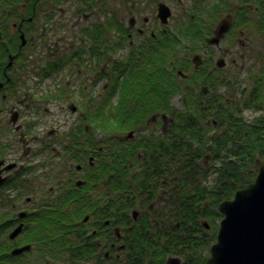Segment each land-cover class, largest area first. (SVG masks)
<instances>
[{"label": "flooded vegetation", "instance_id": "af4514ba", "mask_svg": "<svg viewBox=\"0 0 264 264\" xmlns=\"http://www.w3.org/2000/svg\"><path fill=\"white\" fill-rule=\"evenodd\" d=\"M50 1L57 3L63 0H0V44L2 49L7 51L8 58L7 62H0V78L4 79L0 80V83H5L0 88V179L4 180L0 184V194L8 196V200L13 199V201H0V264H21L20 259L26 257L34 247L30 239L31 234L36 231L35 223L45 217L44 213L50 211V206L55 201L71 205L74 202L82 203L79 211L90 209L93 206L94 213L86 214L87 219L81 221L82 225H86L84 229L87 231V236L92 235L97 242L93 246L80 245L78 247L83 251L84 257L88 256L89 261H84L85 264H187L188 258L190 262L193 261L197 257L196 254L201 256L197 250V243L190 246L179 241L171 248L167 246L171 238L180 237L181 234L180 201L174 197L171 199L175 194H180V188L177 189L180 185L176 172L178 169L171 167L168 170L163 165L164 161L159 160L170 148L173 147L174 151L178 150L179 128L174 124V118L168 117L165 113H161V115L156 113L148 117L145 123L147 128L139 127L140 132L144 131L146 135L141 141H134L137 142L135 146L128 145V142L135 140V130L130 131V134L123 138L127 145L123 151L127 153L126 156L134 158V154H136L147 166L141 173V181H137L134 186V183L128 178L129 181L124 184L125 190L119 192L117 161H123L118 158L122 149L117 146V142L122 138L119 134H112L113 129L109 134L108 144L100 146L97 154L93 145L87 150L84 149L86 142L82 137V122L80 123V120H78L74 131L66 135H60L61 128L59 127L51 130L47 137L35 133L33 127L29 128L30 118L27 119L25 107L34 105L37 101H34L33 96L29 93L22 98L19 96V92L22 93L23 89L20 85L18 64L23 65L22 61L25 63L27 60L25 54L20 56V52L26 47L27 39L29 43L35 38V34L33 35L30 30L31 27L36 29L38 23L41 25L47 19L49 21V17L54 18L53 12L50 11L54 7L50 6ZM165 1L166 3L164 0H131L128 10L118 19V14L116 15L113 10L115 8L113 1L110 0V33L115 36L117 29L125 33V37L129 39L128 47L130 48L134 43L133 37L140 35L146 43L145 47L148 48L143 50L144 53H152L153 47L148 44L154 40L160 45H165L164 41L167 39L176 40L175 42L181 45L183 39L180 30H184L186 35L187 31L193 29H205L208 32L201 33L199 36L200 39H205L204 44L191 57L194 59V56L199 54L201 65L198 72L201 73L207 68L216 71L214 67L212 68V63L207 62L208 60L212 62V57L214 58L216 53L214 46H211L208 40L215 34L222 20L231 18L232 26L229 30L238 27L241 34L244 32V36L250 34L249 29L259 30L264 27V0H237L234 5L230 4L232 0ZM47 3H49L48 6ZM175 8L181 11L180 17L183 16V21L180 17L176 18ZM160 9L169 12L166 20H164ZM61 11L62 9L59 12L61 13ZM63 11L65 12L64 9ZM5 12L9 19L14 15L19 18L12 23L13 31L9 38L10 44H7L3 39L5 36L3 27L6 28L9 24L8 19L4 16ZM67 12L69 11L66 10L65 13ZM43 13H46L45 17L41 15ZM128 13H130L129 22L125 24ZM74 17L80 22V13H76ZM83 17L87 18L88 14H84ZM38 18L41 21L37 23ZM123 24L126 27H123ZM23 26L24 29L25 26H28L25 32H29V38L21 47V44H17V40L15 42L13 40L16 38L17 32L20 35V32L23 31ZM229 30L216 46L218 50H222V44L226 39L228 40ZM252 35L257 38L256 33H252ZM194 37L197 38V34ZM185 40L190 41V38ZM191 42L194 43V41ZM167 46L170 48V45ZM176 50L179 52V48ZM74 56L79 57V55ZM220 58L219 55L217 60ZM15 60H18L17 65ZM193 69L196 68L193 66ZM193 74L196 78L198 77L195 73ZM205 77L207 75H203V78ZM11 99L17 100L19 104L7 107L5 103ZM71 105L73 111H76L77 108L74 104ZM143 121L144 119H140V122ZM173 124L174 128L171 129ZM148 130L151 131L149 134ZM171 130L174 131L173 135ZM96 135L100 136V134L95 132L93 134L95 138L93 144L97 146L100 137ZM138 147L145 152H141ZM133 167V163H125L119 170L121 173H130L134 172L132 171ZM137 170L141 171L136 168ZM148 173L149 176H147ZM200 185L204 186L202 183ZM11 190L13 192L7 195ZM24 190L31 192L24 199L27 203L43 202L37 203L36 207L30 209H20L21 207L19 208L18 205L23 199ZM37 191L40 192V195L35 194ZM134 192H137L138 195L136 196ZM118 194H121L126 203L132 206L125 213V222L122 226L117 225L116 219ZM8 205L13 206L11 211L6 209ZM138 207H140L139 210ZM106 212L110 218L102 221L105 227L99 230L101 218ZM222 218L216 220L218 225L216 235ZM203 222L204 220L201 225L205 227ZM20 225H23L21 232L12 238L11 233ZM209 225L210 228H206L204 231L201 228L199 231L195 230L193 237L199 239L198 243L200 244L211 242L209 245V249H211L213 245L211 229L214 230V227ZM43 244L49 249V252L52 251L51 242L45 239ZM28 245L30 246L29 250L13 254L14 250ZM55 250L53 252L56 254L61 252L66 254L69 253L70 248L56 247ZM90 250L91 252H89ZM43 251L46 250L43 248ZM4 254H8V257L5 258ZM209 257L210 255L201 256V260L206 258L207 261ZM14 260L19 261L14 262ZM66 263L71 264L70 261H66Z\"/></svg>", "mask_w": 264, "mask_h": 264}, {"label": "rangeland", "instance_id": "374dc122", "mask_svg": "<svg viewBox=\"0 0 264 264\" xmlns=\"http://www.w3.org/2000/svg\"><path fill=\"white\" fill-rule=\"evenodd\" d=\"M112 1L115 7L113 9L114 13L116 15L118 14V19L131 5V0ZM236 1L237 0H232L230 4L234 5ZM164 2L166 3L165 0ZM46 5L48 6L49 3ZM50 6L54 7L50 9V11L53 12L54 18L49 17L50 20L48 21L47 19L41 25L38 23L41 21L38 18L37 28L31 27L32 29H30L33 35L35 34V38H33L31 42L28 43L27 39L29 38V32H25L28 26H25V29L23 26V31L20 32V35L17 32L16 38L13 40L14 42L17 40V44H21V47H23L25 43L23 44L22 35L25 40L27 39L28 45L26 44V47L20 52V54H25L27 60L23 65L20 63L18 64L21 79L20 85L23 89L22 93L19 92V96L22 98L29 93V95L33 96V100L37 101L36 104L25 107V110L27 119L30 118L29 128L30 126L33 127L35 133H39L45 137L48 136L51 130L58 129V127L61 128L60 135L73 132L77 127L78 120H80V123L85 122V118H88L91 112L94 113L100 105H106L108 100L112 105H133L132 102L129 101L128 96L125 97L122 95V89L124 84L130 82L134 74L151 73L152 75H156L158 74L156 72H159L161 75L167 77V79L162 81V84L164 85L165 81L170 83L173 86V90L171 94L163 98L164 102L162 100H154V91L149 90L146 92L142 104L148 107L147 104L154 100L152 104L157 110L150 112V117L156 113H160V115L161 113H165L168 117L175 119L174 124L177 125L179 129V124L181 122L179 116L187 111L190 112L193 110L197 102L204 101L202 97L207 96L211 98L212 96L214 97L221 94V96H232V98H236L237 101H242V92L245 89L248 91L251 88L254 77L261 73L264 76V27L259 30L253 28L249 29L248 32L250 34H246L245 36L244 32L242 34L239 32L240 28H232L229 30L228 40L226 39L225 43H223L224 45L222 44L221 46L222 50H218L216 45L209 43L211 46H214L216 53L214 58L212 57V62H210V60L207 62L212 63V68L214 67L216 71L207 68L204 72L200 73L198 71L200 70L199 67L201 63L196 66L194 59L191 57L193 53L198 51L200 46L204 44L205 39H200L199 36L201 33L208 32L205 29H196L198 32L200 30L199 33H196L197 38L194 37V29L187 31L189 36L185 35L184 30H180L181 36H184L185 39L190 38V41L183 40V46L177 44L175 42L176 40L167 39L168 42L167 40L164 41L165 45H160L154 40L151 44H148V46L153 47V53H144L143 50H147L148 48L145 47L146 43L140 35H135L133 37L134 43L130 48L128 47L129 39L125 37V33H122L119 29H117L115 36L110 33V0H83V2L82 0H63L57 3L51 2ZM60 9H62L61 13L59 12ZM63 9L65 12L66 10L69 12L65 13ZM76 13H80L81 15L80 22L74 17ZM45 14L46 13H43L41 15L45 17ZM84 14H88V17H83ZM180 14L181 11L175 8L177 19L180 17ZM6 15L7 13L5 12L4 16L6 17ZM129 15L130 13H128L125 18V24L129 22ZM6 19H8L9 24H7L6 28L3 27V33L5 32L3 39L7 44H10L9 38L13 31L12 23L19 18L17 15H14L10 19L7 17ZM180 19L183 21V16H181ZM122 26L126 27L124 24ZM6 32H8V35H6ZM252 33H256L257 38L253 36ZM191 41H194V43ZM167 45H170V48ZM176 48H179V52ZM0 49L3 53H6L5 50L2 49L1 44ZM218 54L221 56L220 59H223L225 62L223 66H219L218 64L220 60H217ZM74 55H79V57H75ZM165 57L166 59L164 61ZM152 58H155L157 61L152 60ZM7 60L6 53L5 61L7 62ZM16 62L18 63V60H15V63ZM23 62L24 61H22V63ZM193 66L196 69H193ZM193 73L198 77L196 78ZM203 75H207V77L203 78ZM172 77L175 78V85H173ZM187 77H189V80H187ZM193 77L195 78L194 84ZM219 81L225 85L219 86ZM143 84L151 86L147 79L144 80ZM61 90L66 92L65 97L55 100L48 99L50 101L41 100L49 95L58 94ZM23 100L30 101L27 99ZM5 104H7L8 107L11 105H18L19 103L17 100L11 99ZM71 104H74L77 108L76 111H73ZM159 104H161V106H158ZM206 107L207 106H205V108ZM240 109L245 122L248 124L255 121L256 117L264 115V109L262 111H257L253 108H243V105H240ZM86 111L87 115L85 116ZM148 117L140 118L144 119V121H139L135 125L112 130V134H119L122 138L117 142V146L122 149L118 156L121 161H126L129 158L126 156L127 153L123 152L125 146H127L123 138H126L130 134V131L135 130V140L128 142V145L135 146L137 142L134 141H141L144 139L146 133L144 131L140 132L139 127L142 126V128H147L145 123ZM212 120L213 119H210L209 121L211 122ZM128 122H130V118H126L125 121L119 123L128 125ZM159 123L161 124V121H159ZM205 125L207 128L211 126L210 123H206ZM203 128L206 129L205 127ZM224 130L225 126L219 125L216 122L213 125L211 134L220 136ZM150 132L151 131L148 130V134ZM91 133L93 135L94 131ZM99 134L100 136L96 135L100 137L97 146L93 144L95 140L94 137L86 141V148H91L93 145L97 154L99 153V147L108 144L107 140L109 139L108 134H105L106 136L101 133ZM109 134H111V132ZM37 147H39V144H37ZM138 149L141 152H145V150L142 151V148L138 147ZM208 155L209 156H206L207 158H204L202 166L212 169L217 164H215L213 157L210 154ZM165 162H168V158L165 159ZM126 163H133L134 165L132 169L134 172H127L126 174L135 186L137 181L142 180L141 173L144 172L147 164L141 161L136 154H134V158L130 157ZM136 168L141 171H136ZM202 184L207 187V192L211 190L216 185L215 175L210 174L208 178L203 180ZM179 188L181 192L180 185L177 189ZM12 192V190L8 191L7 195ZM30 193L31 192H27L26 190L23 191V199L20 205H18L19 208L21 207L20 209H30L31 207H36L35 205L37 203L43 202L32 201L27 203L24 199L28 197ZM35 194L40 195V192L37 191ZM134 194L136 196L138 195L137 192H134ZM118 195H120L118 198L123 197L121 194ZM180 195L182 194L177 193L172 196L171 199L174 197L177 201H180L181 204L183 200L180 199ZM182 196L187 197L185 195ZM166 197H168V195H166ZM0 201H13V199L8 200V196H2L0 194ZM205 201L204 205L210 207L212 204L210 201L212 200L208 197ZM146 206H148V204ZM7 208L8 211H11L13 206L8 205L6 206V209ZM71 208L72 205L70 204V210ZM139 209L140 207H138V210ZM202 220L207 221V219L202 218L200 219V223ZM209 223L217 232V228L214 226L213 222L209 221ZM202 230L204 231V229ZM214 230L211 229V233H213ZM201 244L202 246L199 248L201 256H209V245L205 246L203 243ZM42 246L46 251L40 253L34 246L26 257L20 259L21 264H67L66 261H68L69 253L62 254L61 252L60 256H56L53 252L56 251V247L49 252V249H47L44 244ZM40 254H43L46 258H42ZM17 261L19 260H14V262ZM86 261H89V259ZM80 263L85 264V262Z\"/></svg>", "mask_w": 264, "mask_h": 264}, {"label": "trees", "instance_id": "16d2710c", "mask_svg": "<svg viewBox=\"0 0 264 264\" xmlns=\"http://www.w3.org/2000/svg\"><path fill=\"white\" fill-rule=\"evenodd\" d=\"M193 33L196 35L198 30H194ZM182 39L185 40V37L182 36ZM183 40L181 41V46H183ZM5 52L7 53V51ZM6 53H3L2 50L0 51V62L4 63L5 57L3 55ZM165 59L166 57L164 61ZM152 60L157 61L155 58H152ZM156 73L158 74H134L130 82L124 84L122 95L128 96L129 101L133 105H112L108 100L106 105H100L94 113L91 112V115L85 118V122H82L81 133L83 134L84 141L86 142L93 137L92 131L99 132L102 135H109L114 128H126L138 123L140 118L150 117V112L157 110L152 104L153 101L155 99L163 101V98L171 94L173 90V86L170 83L165 81L164 85L162 84V81L167 79V77L161 75L159 72ZM145 79L150 82L151 86L143 84ZM0 80L4 79L0 78ZM174 80L175 78L172 77L173 85L176 82ZM221 85L225 84L219 81V86ZM149 90L154 91L155 98L147 104L148 107L141 106L143 105L145 94ZM242 94V101H237L232 96H221V94L212 96L211 98L204 96L202 97L204 101L197 102L193 110L179 116L181 122L179 124L178 150L174 151L172 147L169 151L165 152L162 159H159L161 162L164 161L163 165L168 170L171 167L178 169L176 172L181 187L180 194L187 196L183 197L180 195V199L183 200L180 204L179 218L181 234L180 237L171 238V241L167 244L169 248L177 245L180 241V243L189 244L190 246L197 243V250L199 251L202 244L198 243L199 239H195L193 236L194 231H199V228L206 230L205 227L201 226L200 219H207L208 223L212 221L214 226L218 228L216 220L222 217L218 211L219 204L224 200L232 198L238 189L247 186L256 178L259 168L258 161L262 162L264 160V115L256 117L255 121L248 124L243 118L240 105H243V108H253L257 111L264 109L263 74L261 73L254 77L251 88L248 91L245 89ZM65 96L66 92L61 90L58 94L45 97L44 100H55ZM205 106L207 107L205 108ZM126 118H130L128 125L119 123L125 121ZM210 119L213 120L210 122ZM216 122L219 125L225 126V130L220 136L211 134L213 125ZM206 123H210L211 126L207 128ZM172 127L174 128L173 125L171 129ZM170 132L173 135L174 131L171 130ZM84 149L87 150L86 144L84 145ZM208 154L213 157L215 164L218 166L216 165L212 169L202 166L204 158L209 156ZM166 158H168L167 163L165 162ZM126 161H117L118 192L124 191V184L126 181H129L127 174L121 173L119 170ZM210 174L215 175L216 185L207 192V187L200 185V183L205 178H208ZM147 176H149V173ZM194 184L196 185L194 186ZM208 197L212 200L210 201L212 203L210 207L204 205ZM53 203L50 206V211L44 213L45 217L39 218L40 220L35 223L36 231L31 234L30 242L40 253L43 251L42 242L45 239L51 242L52 248L69 247L70 254L68 261L71 264H81L80 262L88 260V256L84 257L83 251L78 247L80 245L93 246V244L96 245L97 243L95 237L92 235L87 236V231L84 229L86 225L81 224L86 214L94 213L93 206L90 209L79 211L82 203L74 202L71 210L68 203L62 204V201H55ZM130 207L124 197H119L118 201H116L117 219L119 218L117 220L118 226L124 224V215ZM109 218L110 216H108L107 212L103 214L99 230L105 227L102 221ZM211 237L212 243H214L216 241V230ZM210 244L211 242L207 244L203 243L205 246ZM40 255L42 258H45L43 254ZM196 255V259L191 262L188 258L187 264H205L206 258L201 260V256ZM4 257L7 258L8 254H4Z\"/></svg>", "mask_w": 264, "mask_h": 264}, {"label": "water", "instance_id": "95a60500", "mask_svg": "<svg viewBox=\"0 0 264 264\" xmlns=\"http://www.w3.org/2000/svg\"><path fill=\"white\" fill-rule=\"evenodd\" d=\"M160 12L166 20L169 12H164L163 9H160ZM231 21L230 18L221 21L215 36L209 40L210 44H219L220 39L229 30ZM22 39L24 44L23 35ZM194 62L196 66L200 64L199 55L194 56ZM224 63L223 59L218 62L219 66H223ZM3 86L4 83H0V88ZM258 164L255 180L246 187L238 189L232 199L224 200L219 204L218 211L223 218L217 241L211 246V254L206 264H264V162ZM3 181L0 179V184ZM205 225L209 227L207 223ZM22 228L23 225L16 228L11 233V237L18 236ZM29 249L28 245L14 250L13 254Z\"/></svg>", "mask_w": 264, "mask_h": 264}, {"label": "bare ground", "instance_id": "6f19581e", "mask_svg": "<svg viewBox=\"0 0 264 264\" xmlns=\"http://www.w3.org/2000/svg\"><path fill=\"white\" fill-rule=\"evenodd\" d=\"M84 219H86V217Z\"/></svg>", "mask_w": 264, "mask_h": 264}]
</instances>
